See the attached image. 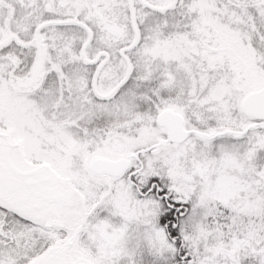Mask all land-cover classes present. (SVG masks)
I'll use <instances>...</instances> for the list:
<instances>
[{
	"label": "snow or ice",
	"instance_id": "1",
	"mask_svg": "<svg viewBox=\"0 0 264 264\" xmlns=\"http://www.w3.org/2000/svg\"><path fill=\"white\" fill-rule=\"evenodd\" d=\"M0 264H264V0H0Z\"/></svg>",
	"mask_w": 264,
	"mask_h": 264
}]
</instances>
